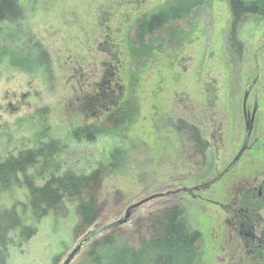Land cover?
<instances>
[{"label": "rangeland", "instance_id": "rangeland-1", "mask_svg": "<svg viewBox=\"0 0 264 264\" xmlns=\"http://www.w3.org/2000/svg\"><path fill=\"white\" fill-rule=\"evenodd\" d=\"M165 1L21 0L20 20L1 24L0 160L50 145L53 170L87 175L101 168L103 174L93 191L98 218L92 226L77 230L74 204L66 203L39 222L28 242L10 247L8 264H60L93 228L115 226L102 236L135 247L149 217L174 205L200 234L199 264H222L211 251L213 207L181 192L190 181H205L212 167L205 172L194 166L199 158H187L184 137L166 114L206 101L216 108L224 139L217 151L209 149L204 164L220 157L226 165L242 143L246 78L259 72L255 133L264 137V20L241 19L233 32L237 52L229 41L228 0H189L191 30L172 26L164 33L168 42L160 35L145 44L130 33L127 44L136 18ZM106 80L118 84L103 94ZM190 166L197 172L191 174ZM25 203L23 185L0 196V208Z\"/></svg>", "mask_w": 264, "mask_h": 264}, {"label": "trees", "instance_id": "trees-1", "mask_svg": "<svg viewBox=\"0 0 264 264\" xmlns=\"http://www.w3.org/2000/svg\"><path fill=\"white\" fill-rule=\"evenodd\" d=\"M20 1L0 0V26L20 20ZM229 4L234 19L229 41L234 50L240 52V45L233 37L234 26L244 15L264 20V0H229ZM189 5L188 0H179L142 18L136 29L139 42L145 44L146 39L169 23L185 22L190 13ZM169 119L176 133L184 137L185 149L198 153L204 150L205 143L200 140L197 129L178 116ZM49 147L21 151L17 156L0 160V196L19 185L26 189L25 205L0 208V264H8L10 247L28 242L36 234L39 222L49 215H57L66 203L74 204L78 215L77 230H85L97 221L93 191L103 176L101 168L87 175L69 171L59 173L53 170L56 167L50 158L55 151L50 152ZM30 170L32 175H28ZM35 180L41 184L36 185ZM200 238L184 220L182 208L174 205L159 209L149 217L147 231L135 247L107 234L92 243L75 264H199Z\"/></svg>", "mask_w": 264, "mask_h": 264}, {"label": "flooded vegetation", "instance_id": "flooded-vegetation-1", "mask_svg": "<svg viewBox=\"0 0 264 264\" xmlns=\"http://www.w3.org/2000/svg\"><path fill=\"white\" fill-rule=\"evenodd\" d=\"M177 1L179 0H167L163 5L150 13L142 14L140 17H137L135 22L128 28L125 37L127 44H129L128 34L133 33L132 36H136V29L142 18L165 9ZM227 2L231 16L230 32H232L234 19L229 0ZM189 10L190 13L185 22L169 23L154 32L148 39L153 40L156 36L164 35V33L166 35L169 33L171 34L173 31L171 29L172 26L173 29H178L176 26H185L187 30H191L192 24L189 19L192 16L191 10H193V7L189 8ZM249 16L252 17L251 15H244L242 18ZM241 19L236 23L234 28L240 24L242 21ZM176 31L177 30L174 32ZM104 40V43L114 47V43L110 42L111 38L105 37ZM136 40L139 41L140 39L136 37ZM166 42H168L167 37ZM131 50L130 48L128 51L130 57L131 55H135ZM105 65L108 64L105 63ZM112 77L114 78V76ZM260 78L261 75L259 72H257L254 77L246 78L247 81L250 80L248 82V87H250V89H248L246 101L243 99L241 102V111L244 119L242 143L233 159L226 165L219 160L220 157L216 160L217 164H204V157L209 152V149L211 148L217 151L219 149V144H221L224 139L225 131L223 129L225 125L221 117L218 118L216 108L215 110L211 109L205 100V103L195 108H190L189 105L185 104L182 106L184 108L179 107L180 111L172 109L173 111L171 110V112L166 114L169 118L178 116L185 124L197 129L200 140L205 143V148L202 152L198 153L195 150L186 148V155L189 159H193L194 157L199 158V160L194 163V166H201L205 172H207V168L211 166L213 173L211 171L210 175L203 182H198L200 178L188 182L186 184L187 187L183 188L181 192L187 193L190 198L195 201L207 203L213 207V210L209 209L211 212L209 217L212 219L213 226H215V230L212 229L213 233L210 241L211 251H213L212 253L214 255L216 254L215 259L222 262V264H264V137L255 133V122L258 112L257 86ZM111 81H114V79L112 80L111 78ZM104 84L103 94H107L106 91L110 90L112 92V86H116L118 83L114 82L111 86L109 80H106ZM227 84L230 85V82ZM119 89L121 91L123 90L121 87H119ZM232 90L231 93H233L234 96L236 92L234 89ZM121 93L122 92H120V94ZM109 117V120H111L112 117ZM211 120L213 123H211ZM246 125L250 128L248 133L246 131ZM241 150L242 153L237 162L229 168ZM190 164H192V161ZM189 168L191 174L197 172L196 170L192 172L194 167L190 166ZM195 188L200 189L196 190ZM210 194L214 196V200L207 197ZM216 196H218L220 200H216ZM206 209L207 208H204L207 212Z\"/></svg>", "mask_w": 264, "mask_h": 264}, {"label": "water", "instance_id": "water-1", "mask_svg": "<svg viewBox=\"0 0 264 264\" xmlns=\"http://www.w3.org/2000/svg\"><path fill=\"white\" fill-rule=\"evenodd\" d=\"M250 128L246 125V131L249 132ZM243 150V149H242ZM242 150L239 152L237 157L234 159V161L231 163L229 168H231L235 162H237L239 156L242 153ZM196 190L200 188H195ZM155 198V197H154ZM129 217V213L126 216V220L118 223L119 225L124 224ZM115 226L106 227L102 230H96L94 231V228L89 231L87 234H85L83 237H81L76 244L68 251V253L65 255V257L61 260L60 264H75L76 261L80 258V256L85 253L86 249L95 241L99 240L102 236V233L105 234L107 231L112 229ZM100 237V238H99ZM99 238V239H98Z\"/></svg>", "mask_w": 264, "mask_h": 264}]
</instances>
